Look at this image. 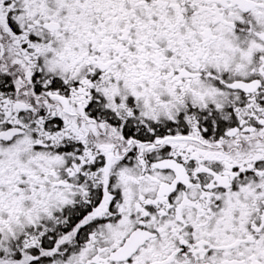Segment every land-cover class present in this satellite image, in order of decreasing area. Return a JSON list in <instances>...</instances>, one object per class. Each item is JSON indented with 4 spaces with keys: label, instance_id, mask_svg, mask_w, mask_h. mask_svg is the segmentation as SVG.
<instances>
[{
    "label": "snow or ice",
    "instance_id": "snow-or-ice-1",
    "mask_svg": "<svg viewBox=\"0 0 264 264\" xmlns=\"http://www.w3.org/2000/svg\"><path fill=\"white\" fill-rule=\"evenodd\" d=\"M0 264H264V0H0Z\"/></svg>",
    "mask_w": 264,
    "mask_h": 264
}]
</instances>
